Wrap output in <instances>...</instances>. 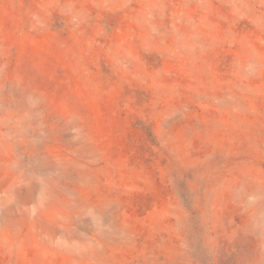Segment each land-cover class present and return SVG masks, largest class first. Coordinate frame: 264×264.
<instances>
[{
    "label": "rangeland",
    "instance_id": "374dc122",
    "mask_svg": "<svg viewBox=\"0 0 264 264\" xmlns=\"http://www.w3.org/2000/svg\"><path fill=\"white\" fill-rule=\"evenodd\" d=\"M0 264H264V0H0Z\"/></svg>",
    "mask_w": 264,
    "mask_h": 264
}]
</instances>
